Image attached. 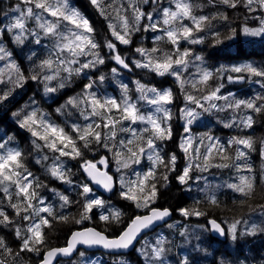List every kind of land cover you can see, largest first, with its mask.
<instances>
[{"label": "snow or ice", "instance_id": "1", "mask_svg": "<svg viewBox=\"0 0 264 264\" xmlns=\"http://www.w3.org/2000/svg\"><path fill=\"white\" fill-rule=\"evenodd\" d=\"M90 2L98 8L101 7L99 0H90ZM210 2L215 3V0H210ZM220 2L234 9L243 7L249 13L264 12V0H220ZM174 7L176 10L162 8L161 20L157 22L153 20L151 13L145 14L140 11L138 5L129 2L125 7V15L121 18L119 28L116 24L109 23L108 25L111 30V37L114 40L109 39L104 44H101L94 38L95 29L89 20L75 7L70 6L69 0H21L19 4L11 8V12L13 13L10 18L11 22L3 24L0 27V37L7 32L11 34L15 43L21 45L29 38L33 39L37 45L41 44L42 39L50 42L51 47L48 49L47 57L40 60L36 66L39 71H34L27 79L41 83L46 94H53L62 89L65 86V81L69 80L73 74L81 75L85 70L95 69L98 65H103L105 58L100 54L102 47L108 49L111 59L118 66L131 71L130 64L118 52L116 42L118 41L121 45H131L134 33L141 31L140 22L147 20L148 23L143 25V31L161 32L162 35L155 36L154 40L161 41L166 39L168 43L174 46L173 52H163L162 56L154 57L152 54L160 53L161 49L153 47L148 50L143 47H137L135 48V52L144 57V59L134 60L132 64L136 68H143L160 77L165 75L174 77L183 90V83H187V81L182 82V77L183 73L188 69L187 58L191 55V52L188 49L181 52L179 46L180 40L183 39L191 44L202 43L203 37H194L193 32L194 30L203 31V25L210 21L211 17L205 15L196 17L192 15L190 0H175ZM129 9L133 13L131 18L127 15ZM100 14L102 16L105 15L103 11ZM5 18H8L7 13H5ZM184 19L191 20L192 26L183 24ZM224 19H227V17L225 16ZM259 19L260 26L258 28L245 26L242 29L243 34L253 37L264 36V17H259ZM29 22H34L35 27L30 28ZM232 33L235 35L236 29H232ZM213 35L218 38L220 33L216 32ZM35 55V52L32 53V56ZM195 59L201 60V57L196 56ZM0 60H8L5 67L10 69L8 80L5 81L0 78V83H14L16 86H22L26 78L21 73L19 66L11 61V53L7 52L4 47H0ZM230 71L237 74L247 72L257 77H264V69H258L252 64L233 66ZM61 72L67 73V75L61 78ZM111 72L117 74L118 68H112ZM2 76L3 69H0V77ZM197 77L200 82L207 84L213 78V73L206 70L198 71ZM104 79L103 75L95 80L89 78V83L84 86L83 94L69 98L64 105L56 109L61 114H66L65 109L78 110V114L85 121H89L86 124L81 125L75 121L70 125L57 124L50 119L48 114L36 106L35 99L30 101V104L33 105L30 111L21 110L13 113V115L18 120V126L26 129L35 138L32 143L36 147H44L54 154L58 153L54 158L52 166L49 168V174L53 178L65 183H72V181L67 178L66 172L68 170L60 162V157L82 158L84 150L89 149L93 144L113 151L117 157L121 155L122 151L130 154L124 160L117 159V172H121L123 169L131 166L128 160H131L132 164H139L146 157L151 163V167L142 173L135 172V179H125L122 175L119 184L122 198L137 202V207L140 206V196L137 195V192L145 193L147 190V194L143 197L145 206H147L157 196L158 168L164 169L162 176L164 180L168 179L167 173L176 171L177 156L171 154L165 158L157 150L156 143V141L171 139L172 126L169 122L173 119V113L167 105L173 103V92L170 88L158 90L155 86H148L140 80H136V91L140 94L139 97L134 100L129 95L128 87L122 85V95L118 100L116 97L98 95L95 90V84L97 81L103 82ZM227 79L232 81L234 78L228 76ZM235 79H244V77L237 76ZM54 80H58L55 87L52 86ZM192 87H196V81L192 82ZM222 87L223 85H219L200 98L192 94H185V99L188 103L178 110L179 118L184 121L182 129L185 134L181 137L179 146L185 154H188L189 148L192 147L191 125L201 115L197 109L206 110L205 104L213 100H228V96L218 95ZM7 98L8 92L0 94V101ZM138 100H142L144 103L154 107L155 112H143L138 104ZM256 100H260L262 103L258 105L255 102ZM189 104L194 107H189ZM242 106L254 112L264 111V96H257L254 100H237L234 103H228L226 108H220L216 104H211L212 108L225 111L233 108L240 109ZM94 117H99V120L94 119ZM117 124L122 126L120 131L130 133L127 139H120L118 141L119 147H117V143L108 144L105 142L106 139L116 141ZM136 124H142L144 127L140 129L133 128L132 125ZM225 126L250 128L252 126V117L248 116L246 119H241L238 123L233 119L231 123ZM100 129H108L111 131V136L105 137ZM138 133L139 139L143 143L136 146V150H134L129 145H133V141L137 138ZM37 141L43 142V144H38ZM11 143V137L0 138V193L3 194V199L6 200L7 206L14 210L16 216H19L24 221H30L23 236L21 235V230L19 228L16 229L17 238L22 239L20 251L36 252L39 254L41 247L46 244V236L42 228L50 226L49 217L54 216L53 208L51 205H46L44 199L39 196L37 190L43 185L39 182L38 177H35L28 171L24 160L25 153L19 147L10 146ZM218 143V141H215L207 146L203 153L205 160L208 159V155L212 152L213 148L217 147ZM233 146H236L237 160L246 159L248 152L245 150H253V141L251 137H234L228 141L227 148H232ZM218 150L222 153L226 152V147L220 145ZM193 153L198 158L201 155L200 147H195ZM42 159L47 160L48 157L44 156ZM37 163H40V161L38 160ZM99 163L107 167L108 160L107 158H101ZM235 166L238 171L244 169L251 171V168L245 164L237 163ZM82 168L90 182L101 185L109 192L113 190V176L109 175L106 170H100L97 167V163L84 160ZM193 168H200V164L195 162L189 163L181 170V174L177 176V180L181 184H187L188 180L192 179L190 171ZM228 187L247 197L253 192L254 183L250 177L241 175L239 183L229 184ZM81 188V195L84 196L85 202L82 205L83 212L80 219L76 221L77 223L90 219L89 213L94 208L105 207V202L102 199H89V194L93 189L88 183L82 184ZM59 199L62 201L61 207L72 203L63 194H59ZM209 199L212 204H217L215 196H211ZM21 204H23V215H21ZM36 204L41 206L37 208ZM179 211L186 218L190 215L197 217L203 215V213L196 209L182 208ZM41 213L48 215L44 216ZM120 215L119 210H110L109 215L101 214L99 218L102 221L108 222L111 216L112 220L118 222ZM168 216H170V212L167 209L158 210L151 208L150 215L133 218L129 226L115 238H109L91 228L75 232L72 234L71 240L66 247L48 250L42 264H51L52 259L59 255L71 256L76 244L102 246L105 249L111 250L128 249L134 245L143 229L148 228L156 221L164 220ZM0 218H2L0 219V223L10 224L13 222L3 207H0ZM56 218L63 221H67L68 219L63 215ZM237 223L239 222L233 223L226 232L215 220L210 221L215 232L221 236L230 233L233 240L237 236ZM169 227H172V225H169ZM256 230L257 226L252 225L250 230L246 231L245 234H254ZM163 243L164 241L160 239L157 240L156 245L150 251L142 250V255L149 261V264H165L164 254L166 248L161 246ZM79 254L81 256L84 255L83 252ZM13 255L18 256L19 253L13 254V250L0 237V257H2L0 258V264H7V257ZM179 264H188V260L185 258Z\"/></svg>", "mask_w": 264, "mask_h": 264}, {"label": "trees", "instance_id": "2", "mask_svg": "<svg viewBox=\"0 0 264 264\" xmlns=\"http://www.w3.org/2000/svg\"><path fill=\"white\" fill-rule=\"evenodd\" d=\"M158 1V0H157ZM194 2V14L195 16L199 17L201 15L211 17L212 26L211 29L207 31V24L204 27V30L200 33L202 37L205 35V39L202 42V45L197 44H187L186 41L181 44L180 50L181 52L185 49L190 50L191 54L194 56H198L199 53H203L205 57L208 59L209 63L213 66L215 65L217 69L222 70L228 65L233 64V66H240L246 64L249 60H256L259 61L261 65V69H264V36H246L243 34L242 29L245 26H257L259 25L258 17L255 19L249 18L251 13L247 12L243 7L231 8L228 7L220 2V0H215V3L210 2V0H191ZM156 2V1H155ZM101 5V9L91 4L90 0H69V4L72 7H75L85 18H87L95 29L97 33H100V40H97L101 44H104L107 40L113 39L111 37V30L109 29L108 25L112 22L111 13L116 14L117 9L114 7L116 4L115 0H99ZM17 5L15 0L6 1L0 0V27L3 24H7L9 20L5 18V13H8V8H12ZM158 5V6H157ZM139 6V5H138ZM255 6V5H254ZM168 8L167 4L161 1L159 4L152 3L151 0H141V9L140 11L147 14L151 13L152 16H157V21L161 20V9ZM103 11L105 15H101L100 12ZM259 15H263L264 12L258 11ZM13 15V13H12ZM227 19H224V17ZM122 17H118L115 15L114 19H118ZM148 23L147 20H143L141 24V31H138L132 41V49H126V45H121L117 41L116 44L119 48V53L122 57L124 54L128 55V58L132 60L133 53L135 52V48L143 47L145 49H152L153 47H157L161 49L160 53L152 54L154 57L162 56L163 52H173V45L170 43H164L161 41L154 40L155 36L161 35L155 33L153 31H143V25ZM29 27H35L34 22H29ZM232 29H236L235 35L232 33ZM216 30L215 32H211ZM211 32L209 35L208 33ZM219 32L220 36L217 38L213 35V33ZM144 34L146 36H144ZM141 37V38H139ZM231 37V38H229ZM219 40V42H217ZM46 39H42L40 45H50V42H46ZM48 43V44H46ZM0 45L4 48H8V50H12L15 55L19 56V65L21 66V73H26L28 75L27 65H28V54L26 52L27 48L31 46H37L34 43L33 39L29 38L25 40L24 44H18L14 42L13 37L11 34L5 32L2 37H0ZM39 46V45H38ZM198 46V47H197ZM100 54L105 58V63L103 64L104 71H107L103 76H105V81L111 78L110 71L115 62L111 59V54L109 53L106 47H102L100 49ZM140 59H144L140 54ZM32 56V55H31ZM47 56V55H46ZM192 56V55H191ZM86 59V58H82ZM32 61V59H31ZM131 63V71L126 73V78L129 79L127 82H135L136 80H140L142 83L148 86H155L156 88L164 89L165 87H172L174 90L176 100L173 99L174 105L170 104L167 105L168 108L173 109V119L171 120L172 126V136L171 139H166L164 141H156L157 147L159 148V153L167 158L171 154H175L177 156L176 162V171L167 173L168 179L164 180L162 178L164 174L163 168H158L157 170V199L155 203H153L152 207H170L174 210V220L177 219L178 221L187 222L189 224L192 223H201L208 226V219L216 218L217 220L221 221L224 226H226L224 222V218L221 215L222 213H227L235 216H239L243 214L247 209L250 210H261L264 209V111L261 112H254L253 110H247L246 115L252 117V126L250 128H242L239 132L234 127H226V124H229L225 121L224 117L219 116L218 114L212 113L211 109L208 108L204 110L202 113V117L196 120L193 125H191V134L193 135L192 140V147L189 148L188 154H185L182 149L180 148L181 137L185 135L182 129L181 119L179 118V109L182 108L186 102L185 94L181 89V85L176 82L175 78L169 75H165L160 77L155 73L149 72L143 68H136L132 62ZM37 67L34 65L33 70H36ZM205 70V69H204ZM235 76H243L245 77V81L239 82L235 79L233 74L225 72L223 74V80L226 83V88H224L223 93L231 92L232 89H241L247 88L249 90H254L255 85H259V89L264 96V77H257L254 75L246 74V73H234ZM96 74L93 72L91 73L90 70H85L84 73L81 75L73 74L71 78L65 81V86L62 89H59L56 94H52V97L49 98L48 94L42 95L41 97L38 96L37 102H40V105H36L39 109H41L44 113L48 114L50 119L57 124L70 125L73 121L78 122L81 124L88 123L89 121H85L79 114L78 110L75 109H65L66 114H61L56 111L58 107L64 105L66 101L74 96L83 94L84 86L89 83V78H98ZM67 73L61 72V78L66 76ZM228 76H232L234 79L229 81L227 79ZM25 77V76H24ZM31 79H26L22 86H16L14 83H4L1 88V94L4 92H8V98L6 100L0 101V138L4 137H11L12 143L10 146L19 147L24 153V160L26 163V167L28 171H30L35 177L39 178V182L42 187H40L37 191L39 196H44L46 199H49L52 205L57 206L55 203L58 199L51 198V195H55L60 189V184L63 185L66 191H72L71 197L69 198L72 203H70L69 208L67 211L61 215L66 216L68 219L67 221L60 220L56 217L57 212L54 211V216L49 217L50 226H44L42 231L45 233L46 236V244L41 247L39 254L36 252H29V251H20V246L22 243V239H18L16 236V229L19 228L21 230V235L25 234V230L30 223V221H24L19 216L15 215L13 209L7 206L6 200L3 199V194L0 193V207H3L6 211L7 215L9 216L10 220L13 222L8 223H0V237L4 239L7 245L13 250V254L19 253L18 256H8L7 257V264H39V262L43 258V253L50 247L53 246H62L65 245L68 241L70 233L77 229L83 228L87 226H94L99 230L105 232L108 236L116 235L120 231H122L125 226L132 220V218L143 212H146L147 209L150 207L139 206L137 207V202L128 201L124 198H121L119 201L121 205V215L119 221L112 220L110 216V220L108 222L100 220V215L106 212L105 207L94 208L90 215V219L83 220L82 223H77L76 221L80 219L81 213L83 212L82 205L84 203L83 199L80 195V189H75L74 186L70 187V189L65 188V185L62 181L53 178L49 173H47V167L49 166V162L47 160L42 159L43 155H47L48 160H52L58 153L54 154L50 150L48 151L47 148L44 147H36L32 141L35 139L31 136L30 132L26 129H22L18 126V120L14 117L13 113L18 112L17 109H14L15 102L21 103V110L23 111H30L33 105L30 104V101L33 99H26V96L29 92L35 93H43V85L38 83L34 85ZM58 80L52 82V86H56ZM237 85H233L236 84ZM73 84H77L78 88L75 89L74 93L70 92V88ZM108 85H111L113 88H116L113 83V79L108 81L107 83L99 82L95 84V87L99 89L102 93L105 92L104 89H108ZM187 86V85H186ZM207 86L206 94L213 90L215 87L209 84H205ZM40 87V89H39ZM104 88V89H103ZM184 88V85H183ZM231 88V89H229ZM159 89V90H161ZM42 92H41V91ZM186 91V88H185ZM197 91V90H196ZM109 93L113 94V90H109ZM201 90L195 92L197 98H200L199 95ZM228 93V95H229ZM136 88L134 90H130L129 95L135 98ZM247 94V93H246ZM245 96V95H244ZM121 97V96H120ZM256 102H259L257 100ZM213 103V102H211ZM207 105V104H205ZM189 107H194L193 105L189 104ZM20 110V111H21ZM198 112L201 113V109H197ZM22 118V117H21ZM94 119L99 120V117H94ZM207 120H210L212 123H215L214 127H225L220 130H212L210 129L209 132L204 131V127H210L206 125ZM237 123L239 119H236ZM181 123V124H180ZM83 125V124H81ZM122 127L121 125H116V141L114 142L111 139H106L105 142L110 144V142L117 143L120 139H127L130 136V133L124 132L120 133L119 128ZM195 127V128H194ZM142 127H137L140 129ZM203 128V129H201ZM70 130V129H68ZM102 130L105 137L111 136V131L107 129V132L104 129ZM139 134V133H138ZM206 135H211L214 138L215 136L218 137L219 141L220 138L224 137V140L229 137H240V138H247L251 137L253 141V150L248 151L247 157L248 163L251 168V175L250 178L254 183L253 192L245 197L242 194H234L232 191H228L227 199L223 200V196L221 195L219 198L217 196V204H212L209 198H205L202 196H196L192 189L190 191L186 190V184H181L177 180V176L181 174V170L187 166L190 162L194 160V153L193 149L197 147V143L201 138L205 141ZM139 137V136H137ZM230 141L229 139L225 142L221 143V145L226 146V152L222 153L221 157H213V163H209L208 171L210 174H222L228 175V173L233 169L234 173L236 172L235 169V160L236 158V151L235 147L227 148V143ZM38 144L42 142L37 141ZM82 143V142H80ZM42 145V144H41ZM160 146L165 147L163 150ZM187 146V145H186ZM129 147H133L136 150L135 140L133 141V145H129ZM242 147V146H241ZM233 149V150H232ZM232 150V152H231ZM231 154L228 156V152ZM44 155V156H45ZM130 155V154H129ZM105 156V157H103ZM38 157H40L38 159ZM68 158L69 160L65 161L67 165L65 169L68 171L66 172V176L69 173V165L72 163L74 164V170L76 169V176L74 178L75 181H79L81 184L89 183V180L85 176L82 168V164L84 160L88 161H100L101 158H108L109 159V171L112 172L113 167L117 165V157L113 151H109L106 148L96 146L93 144L90 146L89 149L84 150V154L82 158L72 159L70 157H63ZM40 163H37V161ZM145 167L149 164V161L145 158L141 160ZM217 162V163H216ZM227 165V166H225ZM148 170V167L146 168ZM246 172V171H245ZM246 176V175H245ZM42 178H44L45 182H42ZM232 178V177H228ZM119 185V182H118ZM78 186V185H77ZM118 195V194H117ZM121 195V194H120ZM56 196V195H55ZM122 197V196H121ZM76 201V204H74ZM199 201V203H197ZM35 203V201H33ZM115 208L117 207V203H112ZM41 206V205H40ZM21 207V215H23V204L20 205ZM38 208V204H36ZM77 208L76 210H74ZM188 208V209H196L203 213V215L197 217L195 215H190L189 217H184L180 214V209ZM119 210V209H117ZM73 211V212H72ZM105 214V213H104ZM41 215L47 216L46 213H41ZM107 215V214H106ZM181 215V216H180ZM180 216V217H179ZM2 219V218H0ZM180 219V220H179ZM176 221V224L179 223ZM174 223V222H173ZM174 225L169 230H167V235L171 237L173 241L171 244L172 248V255L175 257L177 263L180 261L181 257L183 256V251L179 248L178 242H180V237L178 236L179 229L177 225ZM180 226V224H179ZM164 227H167L165 225ZM209 227V226H208ZM206 227V228H208ZM117 230V231H116ZM158 230V229H157ZM156 230V231H157ZM154 231V232H156ZM207 240V251L213 255L212 262L216 264L217 260L222 255V258L227 260H232L233 264H240V260L247 259L250 262H254L255 264H264V230L260 234L250 235V234H243L237 237L236 244L234 247H231L227 244V241H222L223 246H221L220 251L215 248L214 243L217 241L215 238L209 234L206 237ZM177 244V245H176ZM240 244V247H239ZM85 255L79 259L80 256L76 257L75 261H70V264H91L94 258H97L93 264H107L106 255L105 253H90L88 251L83 252ZM2 258V257H0ZM118 258L117 256H113L112 259ZM142 260V264H147V260L145 257L137 258ZM113 262V261H112ZM193 264H201V262L193 261Z\"/></svg>", "mask_w": 264, "mask_h": 264}, {"label": "rangeland", "instance_id": "3", "mask_svg": "<svg viewBox=\"0 0 264 264\" xmlns=\"http://www.w3.org/2000/svg\"><path fill=\"white\" fill-rule=\"evenodd\" d=\"M115 1H116V4H115L114 7L117 9V12H116V14L111 13V19H112L111 23L112 24H116L117 27L119 28V25L121 23V18L113 20V17L115 15H117L118 17H123L125 15V7L128 5L129 2L134 3L136 5H139V8L141 9V0H115ZM168 1H171L173 3L171 5V9L172 10H176L175 7H174L175 0H168ZM99 9H101V8L99 7ZM7 14H8V19H10L12 17V12H11L10 9H8V13ZM127 15L129 16V18H131L132 15H133V13H132V11L130 9H129ZM251 16H254L255 18L258 17L259 16L258 11L255 12V13H251ZM142 22H143V20L140 23L142 24ZM205 25H203V26H205ZM211 26H212V21L210 20V21H208V24H207V31L211 29ZM211 32H214V30L211 31ZM211 32H209V33H211ZM136 33L137 32H135L134 35L132 36V41H133ZM99 34L100 33H97L96 31L94 32V38L96 40H100V35ZM139 38H141V37H139ZM46 42H49V41L47 40ZM46 44H48V43H46ZM131 46H132V44L131 45H126L125 48L127 49L129 47L128 49H132ZM50 47H51V45L47 46V45L44 44V46H42V45L38 46L37 45V46H31V47L27 48L26 52L29 55L28 56V65H27V70H28L27 73H28V75L33 74L34 71H37V72L39 71L38 68L36 70H33V66L34 65L37 66L39 64L40 60H42V59L47 57L46 55L48 54V49ZM7 52L11 53V61L15 62L13 52H11V51H7ZM34 52L36 53V55L32 56V58H31L32 61H31V59H29V57ZM136 56H137V53L134 52L133 53V57H132V61L138 60ZM124 57L128 61V57L126 56V54L124 55ZM15 58H16V61L19 63L20 59H19V56L17 54L15 55ZM17 62H15V63L19 66V69H21V66ZM7 63H8V60H0V69H3V76L0 77V78L4 79L5 81L8 80V72L10 71L9 68L5 67V65ZM248 64H249V62H248ZM250 64L253 65V61H250ZM207 65H208V63L206 61L204 63V65H203V67L201 66L202 69H196L195 73L197 74L198 71H203L206 68ZM102 66L103 65H98L95 69H89V70L91 71V73L94 72L95 74H96V71H97L98 72L97 76L99 77V76L104 75L105 73H107V71H104ZM254 66L257 67L258 69H261V65L260 64H255ZM188 69H189V67H188ZM188 69H187L186 76H189V75L192 74L191 72H188ZM205 70L206 71H211L213 73V78L210 79L207 82V84L212 85L214 87H217V86L221 85L224 82L223 79H222V75H219V74H224L225 73V71L222 70V67L219 70V69L216 68L215 65H213V66L212 65H208V67ZM108 72L112 74L111 78H109L107 81L104 80L103 83H107L108 81L113 79V83H114V86L116 88H113L111 85H108V89H104L103 88L105 90V92L102 93L101 91H99V89L97 87H95V90L98 93V95H100V96H108V97H116L119 100L121 98L120 96L122 95V91H123L122 85H126L128 87V89H129V92H130V90H134L135 88H137V85L135 84V82H127L128 79H125V74H124L123 70H118L117 74H113L111 72V70L108 71ZM185 72H184V74H185ZM22 74L27 79V77H28L27 74L26 73H22ZM95 79L96 78L94 77L93 80H95ZM192 80H193V78H190V81H192ZM54 81H56V80H54ZM3 84L4 83H0V88H1V86ZM33 84L37 85L38 82L35 81V82H33ZM184 85H186V84H184ZM77 88H78L77 84H73L71 86V88H70V92L73 94L75 89H77ZM224 88H226V86H224ZM39 89H40V87H39ZM159 89H161V88H159ZM206 89H207V86H206ZM109 90H113V94L109 93L108 92ZM161 90H164V89H161ZM194 90L195 91L197 90L196 92L199 91L198 84H196L195 88L192 87V84L189 85L188 93L190 94ZM29 93H31V95L27 99H35V101L38 100L37 99L38 96L41 97L42 95L46 94L45 92H43V93H35L34 91L33 92H29ZM228 93L229 92L224 93L223 95L224 96H228L229 100H227V101L226 100H222L220 102H214V103H211L212 101H210V102L206 103L207 105H205V109L210 108L212 113L218 114L219 116L224 117V119H225V121L227 123H230L233 119H235L237 117H238L239 121L241 119H246L247 118L246 112H247V110H251V109H247V108H245L243 106L240 109L233 108V109H228L226 111L225 110L214 109V108L211 107V104H216L220 108H226L228 103H234L235 101H237V97H238V93L237 92L231 91L229 93V95H228ZM0 94H1V92H0ZM139 95H140L139 93H138V95L136 94L135 98H133V99L134 100L137 99L139 97ZM203 95H207V94L205 92L201 93L199 95V97H202ZM257 96H262V92L260 91V89L254 88V90H252V91L248 90L247 94H245L244 97H241L238 100H246V101L247 100H254ZM230 100H232V101H230ZM256 103L259 105V104L262 103V101L259 100V102H256ZM138 104H139L141 110L143 112H145V113L155 112L154 107L144 103L142 100H138ZM36 105H40V102H37ZM21 107L22 106H21V103H20V106L18 107L17 111H20ZM203 112H204V110L201 109V115L199 116V118L202 117V113ZM198 119H197V121H198ZM169 123L171 124V121ZM81 124H84V123L81 122ZM206 125L210 126V127H204V129H205L204 131H206V132H209L210 129L216 131V130H220V129L225 128V127H214L215 123H212L210 120H207ZM139 126L140 127H144V125H142V124L132 125V127L136 128V129ZM234 128H236L239 132L242 130V127H234ZM120 129H121V127L119 128V131H120ZM201 129H203V128H201ZM104 130L107 132V129H104ZM120 133H124V132L120 131ZM190 135L193 137L192 134H190ZM137 136H139V134H137ZM215 137L216 138H214L211 135H206L205 141L203 140V138H201L199 140V142L197 143V146L200 147L201 155L198 158L195 155H193L194 160L192 162L199 163L200 164V168H193L190 171V176L192 177V179L188 180V183L186 184L185 188L188 191H190V189H192L196 196H202L203 195L205 198H210L211 196H215V198H216L217 194L219 195L221 192L229 191V190L232 191L234 194H240V193L234 191L233 189L229 188L228 185L229 184H234V183H239V177L241 175H244V176L246 175V176L250 177L251 171H247L246 169L238 171L236 166H235L236 172L234 173V170L232 169L228 173V175L210 174L209 171H208L209 163H213L212 160H214L212 156H214V157H221L222 156V152H220L218 150L220 145H221V143L225 142L228 139L229 140L233 139L232 137H229V138H226V140H224V137H222V138H220V141H219L218 137L217 136H215ZM209 138H212V139H209ZM134 140H135V146H138V145L143 143V141L140 140L139 137L135 138ZM215 141L219 142L217 144V147L213 148L212 152L208 155V159L205 160L203 158V153L205 152V149L207 148V146H209L211 143H213ZM110 144H112V142H110ZM160 147L163 150L165 149V147H162V146H160ZM157 150L159 151L158 147H157ZM232 150H231V152H232ZM231 152L230 151L228 152L229 153L228 156L231 154ZM128 156H130L129 153H126V152L122 151L121 155L119 156V159L124 160ZM103 157H105V156H103ZM39 158L40 157H38V159ZM107 160L109 162L108 158H107ZM53 161L54 160L48 161L50 164L47 167V171H46L47 173H49V168L52 166ZM60 162L63 164V161H60ZM192 162H190V163H192ZM235 162H236V164L237 163L245 164L246 166L250 167V165L248 163V158H246V159L242 158L240 160L236 159ZM93 163H97V165H101L99 163V160L98 161H94ZM128 163L131 166L129 168H127V169H123L121 172H117V167L118 166L113 167V169H112L113 171L111 172V174L112 175L113 174H117L116 178H118V182H119L120 177L122 175L125 177V179H135V176H134L135 172H141L142 173V172L147 171L146 170L147 167L148 168L151 167V163L150 162H149V164H147L146 167H145V164H143V162H141L139 164H132L131 160H128ZM73 166H74L73 163L71 165H69V173H68V177L69 178L67 177L68 179H70L72 181V183H73V178H75V176H76V169L74 170ZM102 166L104 168H108L109 169V164L107 165V167H105V165H103V164H102ZM65 168H66V164H65ZM228 177H232V178L230 179ZM42 182H45L44 178H42ZM75 183L81 184L79 181H77ZM67 185H69V184L67 183ZM94 189L89 194V199H91V198H99V197L96 196L97 191L94 190ZM61 192H66V191L65 190H61ZM81 193H82V188H81L80 194ZM59 194H60V192L57 191V192H55L56 196L55 195H51L50 196L51 198H57L58 197V199H57V201L55 203L57 205V207L55 205H52L49 199H46V205H51L52 207H54L56 210H58L61 213L62 211H64V208L67 207V205L65 207H61L62 201L59 199ZM117 194H121V192H120V184L118 185V192L117 193L116 192L113 193L112 196L115 195V197H118ZM146 194H147V190H146L145 193L137 192V195L140 196L139 204L142 207H145V203H144L143 197ZM81 197H82L83 201L85 202L84 196L81 195ZM156 199H157V197H155L152 202L148 203L147 206H150L153 203H155ZM222 199L223 200L227 199V195H224ZM74 204H76V201H74ZM38 207H40L39 204H38ZM76 209L77 208H75L74 210H76ZM100 209H102V208H100ZM104 213H103L104 215H106V214L108 215L109 214L107 212H104ZM221 215H223L222 217L224 218V222L226 224L225 227H226L227 230L231 227V225L233 223L239 222V223H237V236H236V239L233 240L231 234L228 233L227 244L229 246H231V247H234V245L236 244L237 237L239 235L245 234L246 231H249L252 225H256L257 226V230H256V232L254 234H250V235L260 234L263 231L262 229H264V209L262 211L255 212V210H250V208H249V209H247V211H245L243 214H241L239 216H235V215H231V214H227V213H222ZM176 221H178V220L175 219V220L169 222L167 224V227H163V229L157 230L155 233L147 236V238H148L147 240H145V238H144L145 241L140 243L138 245L137 250H136L138 255L141 256V257H144L142 255V250L150 251V249L156 245L157 240L162 239L164 241V243L161 246L166 248V252L164 254L165 264H179V262L181 260L185 259V258L188 260V264H192L193 261L201 262V264H214L212 262L213 255L207 251V240L208 239H206V237L211 233L209 231V229L206 228L207 226L204 225V224H201V223H192V224H189L187 222L183 223V221L182 222L178 221L179 223H177L178 224L177 228L179 229L178 236L180 237V240H179L180 242H178V245H179V248L183 251V256L184 257H181L180 261L177 263L175 257H173V255H172L171 244H172L173 241L171 240V237H169L167 235V230H169L171 228V227H169V225H172V227H173L176 224ZM179 224H180V226H179ZM181 233H183V235H181ZM239 247H240V244H239ZM81 257L82 256L80 255L79 259H81ZM119 261L120 262H124V261H127V260L120 259ZM218 261L219 262L217 264H233L232 260H227L225 258H219ZM146 262H147V264H149V261H146ZM251 263L252 262H250L247 259L240 260V264H251ZM62 264H70V263H68V262L65 263L64 262Z\"/></svg>", "mask_w": 264, "mask_h": 264}, {"label": "water", "instance_id": "4", "mask_svg": "<svg viewBox=\"0 0 264 264\" xmlns=\"http://www.w3.org/2000/svg\"><path fill=\"white\" fill-rule=\"evenodd\" d=\"M97 167H98V166H97ZM98 168H99V167H98ZM99 169L102 170V171H104V169H101V168H99ZM106 171H107V170H106ZM107 172H108V171H107ZM108 174H109V172H108ZM109 175H110V174H109ZM92 183H93V182H92ZM93 185H94V186H95V187H96L101 193H103V194H105V195H110V194L112 193V191L114 190V188H115V180H114V187H113V190L110 191V192L107 191V190H105L101 185H96L95 183H93ZM151 208H155V209H158V210H164V209H167V210H169V212H170V216L166 217L164 220L156 221V222H154L151 226H149L148 228L143 229V230L140 232V234L138 235V237H137V241L134 242V245L131 246V247H129L128 249H116V250H111V249H105V248H103L102 246H86V245H83V244H76V246H75V248H74L73 253H72L71 256L59 255V256H57V257H55V258L52 259L51 264H57L58 261H59L60 259H62V258H67V259H69V258L74 257L75 254H76V253L79 251V249H81V248H84L85 250H88V251L101 250V251H103V252H110V253H128V252L133 251V250L136 248L138 242L142 239V237H143L146 233H148V232H150V231L156 229L157 227H159V226H161V225H163V224L168 223V222L171 221V220L173 219V217H174V210H173L172 208H170V207H163V208H161V207H151ZM148 215H150V210H149L148 212H146V213L136 215L135 217H137V216L145 217V216H148ZM135 217H134V218H135ZM212 220H215L218 224H220V226H221L222 228H224V226H223L220 222H218L216 219H212ZM210 221H211V219H210ZM130 223H131V221L128 223V225L125 227V229L129 226ZM210 225H211V224H210ZM89 228L94 229V230H96V231L102 233L103 235L109 237L105 232L99 230L98 228H96V227H94V226H88V227H84V228L75 229V230H73V231L71 232V234H70V236H69V239H68V242H67L66 245H63V246H54V247H51V248L47 249V250L45 251L44 255H43L42 260L39 262V264H42V261L44 260V258H45V254H46V252H47L48 250H50V249L64 248V247H66V246L68 245L69 241L71 240V237H72V234H73V233L78 232V231H82V230H84V229H89ZM211 228H212V233H213V235H214L215 237H217V238H219V239H225V236H226V235H224V236L219 235L217 232H215V231L213 230L212 225H211ZM125 229H124V230H125ZM224 229H225V228H224ZM225 231H226V230H225ZM116 237H118V236H116ZM109 238H115V237H109Z\"/></svg>", "mask_w": 264, "mask_h": 264}, {"label": "flooded vegetation", "instance_id": "5", "mask_svg": "<svg viewBox=\"0 0 264 264\" xmlns=\"http://www.w3.org/2000/svg\"><path fill=\"white\" fill-rule=\"evenodd\" d=\"M117 50H118V52H119V48H118V46H117ZM115 62V61H114ZM130 64V67H131V63H129ZM113 68H118V70H122V68L120 67V66H118L116 63H115V65H114V67ZM31 95V93H28L27 94V96H26V99L27 98H29V96ZM20 106V102H15V104H14V109H17L18 107ZM116 178V177H115ZM117 180H118V178H116ZM116 191H118V189L116 190ZM120 192H121V189H120ZM108 199H107V202L109 203V204H111V203H117L116 205H117V207H121V205H120V203H119V201L121 200V195L120 194H118V197H115V195H113V196H110V197H107ZM151 206V205H150ZM152 207V206H151ZM223 224V223H222ZM224 225V224H223ZM117 231V230H116ZM121 232L122 231H120L118 234H116V235H112L111 237H116V236H119L120 234H121ZM216 239V238H215ZM217 240V239H216ZM214 246H215V248L218 250V252L220 251V249H221V246H223V243H221V242H219L218 240L217 241H215V243H214ZM46 251V250H45ZM44 251V252H45ZM43 255H44V253H43ZM220 257L222 258V255H220ZM112 258V257H111ZM111 258H109V259H111ZM71 260L70 259H60L59 261H58V263L57 264H62V263H69ZM113 260H111V261H109V263L110 264H114V261L112 262Z\"/></svg>", "mask_w": 264, "mask_h": 264}, {"label": "bare ground", "instance_id": "6", "mask_svg": "<svg viewBox=\"0 0 264 264\" xmlns=\"http://www.w3.org/2000/svg\"><path fill=\"white\" fill-rule=\"evenodd\" d=\"M197 45H199V44H197ZM198 47V46H197ZM223 225V224H222ZM227 237V235L225 236V238ZM214 238H216L219 242H222V241H225V239H219V238H217V237H214ZM54 247V246H53ZM51 248V247H50ZM49 249V248H48ZM45 253V252H44ZM62 259H67V258H62ZM70 260H71V258H69Z\"/></svg>", "mask_w": 264, "mask_h": 264}]
</instances>
